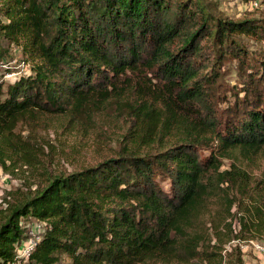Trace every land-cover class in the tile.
Returning a JSON list of instances; mask_svg holds the SVG:
<instances>
[{"label": "trees", "instance_id": "16d2710c", "mask_svg": "<svg viewBox=\"0 0 264 264\" xmlns=\"http://www.w3.org/2000/svg\"><path fill=\"white\" fill-rule=\"evenodd\" d=\"M0 43L26 64L0 76L6 174L47 154L40 116L123 124L114 155L11 191L0 264H245L240 243L264 242V16L206 0H0ZM28 218L44 225L22 258Z\"/></svg>", "mask_w": 264, "mask_h": 264}, {"label": "rangeland", "instance_id": "374dc122", "mask_svg": "<svg viewBox=\"0 0 264 264\" xmlns=\"http://www.w3.org/2000/svg\"><path fill=\"white\" fill-rule=\"evenodd\" d=\"M208 8L214 13H221L229 18L259 17L264 16V0H206ZM256 47L264 45L258 43ZM5 46L0 43V52H4ZM8 73L17 74L25 70L26 64L20 57V52L10 47L7 53L0 56V76L5 68ZM4 78H7L3 74ZM8 77V78H10ZM235 73L232 72L226 81H234ZM112 110V108H111ZM114 113V112H113ZM115 114V113H114ZM100 119V118H99ZM40 128L45 129V138L49 146L47 154L41 155L38 162L31 166H23L15 172H8L5 182V200L8 204L11 200V191L15 188H34L35 184L46 172L70 171L87 164H91L102 158L114 155L120 147L123 124L106 118L99 120L95 127L87 131H76L67 123V117L63 116H40L38 122ZM257 164L264 167V154L257 159ZM7 196V198H6ZM0 203V210L4 209ZM43 223L33 218L25 220L28 236L25 239H36L43 230ZM249 241L241 243V253L245 264H264L253 253ZM242 247H244L242 249Z\"/></svg>", "mask_w": 264, "mask_h": 264}, {"label": "built area", "instance_id": "2783aa9c", "mask_svg": "<svg viewBox=\"0 0 264 264\" xmlns=\"http://www.w3.org/2000/svg\"><path fill=\"white\" fill-rule=\"evenodd\" d=\"M12 74L14 73H5V76L8 78L10 76H12ZM8 179V175L1 169L0 167V203L3 206H6V200H5V193H4V189H5V182ZM7 198V196H6ZM39 237H37L35 240L34 239H24L20 242L18 248H17V253L19 255V257L22 258H26L29 254V252L31 251V249L33 248V246L35 245V242L37 241ZM237 240H235L234 242H236ZM250 244H245V246L250 245L251 249L254 251L253 253L258 257L259 261L261 263H264V242L263 241H259V240H249ZM228 246H226L227 248ZM240 248H241V243H240ZM244 247H242L243 249Z\"/></svg>", "mask_w": 264, "mask_h": 264}]
</instances>
